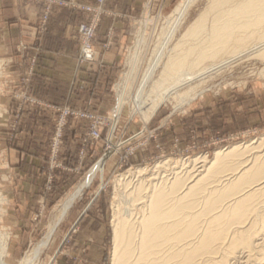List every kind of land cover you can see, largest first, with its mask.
I'll list each match as a JSON object with an SVG mask.
<instances>
[{"label":"rangeland","instance_id":"obj_1","mask_svg":"<svg viewBox=\"0 0 264 264\" xmlns=\"http://www.w3.org/2000/svg\"><path fill=\"white\" fill-rule=\"evenodd\" d=\"M182 1L146 0L144 10L135 11L133 15L127 17L128 22L122 32L124 43L118 61L119 67L110 85L113 86L111 93L114 97L113 106L98 109L71 107L75 111H89L112 118L113 122L103 126L100 140L92 146L99 145L101 153L91 160L85 157L83 162L79 157L78 170L84 164L82 171L75 180L64 185L54 194L56 171L69 169L61 158L62 150L58 159L62 162V166H52L51 148L56 121L51 137L46 141L49 151V171L45 177L42 193L39 190L37 192L31 190L33 189L31 185L35 183L34 180H29L30 173L23 174L16 169V151H22L28 142L27 139L20 140L17 133L22 123V113L25 110L30 111L29 104L33 103L31 101L33 97L27 92L15 93L9 87L12 82L7 75L9 69L6 67L5 55L2 51L15 52L17 48L16 45H13V48L8 45L9 48L6 49V44H1L3 39L0 29V238L7 242L5 259L9 264H21L26 252L43 239L49 224L55 220L58 204L90 176V171L98 163L103 162L102 170L96 173L83 194L75 200L59 222L36 264H60L64 259L77 257L78 254H75L77 251L71 250L74 244H79L85 249L84 247L96 243L103 248V264H111L114 247L115 192L138 182L135 179L133 181L131 176L127 179L128 172L141 166L151 170L157 161L168 158L183 162L198 155H205L207 160H211L218 149L255 142L264 135V112L254 108L260 105V109L264 111V58H262L264 56L260 54L245 55L241 59L232 61L227 67L192 83L190 86L195 87V91L201 92H198L189 103L177 107L179 98L175 97V91L170 92L154 115L146 120L142 111L152 104L156 96V92H153L152 96L145 99V106L141 110L136 109L135 95L149 67L155 62L160 51H166L164 61L167 59L170 49L181 39L187 27L208 3V0H185L189 3L188 9L186 14L180 17L175 12V8ZM103 9L105 12L101 17L96 36L103 19L112 14L105 6V2ZM91 18L90 15L89 20ZM110 46V41L103 45L104 49H109ZM136 53L138 57L136 64L133 65L132 55ZM212 61L216 62L219 59L206 62ZM162 68L160 65L155 72L147 88L149 93L155 85L163 82ZM131 70H134L133 73ZM118 84L121 85V91H125V99L120 114L117 115L115 110L119 96ZM188 87L183 86L178 92H184ZM8 99L16 101L13 112L6 107ZM38 104L44 107L41 102ZM210 109L212 110L209 111ZM202 111L204 114H201ZM58 114L59 112H56V117ZM229 115L231 119H228ZM70 119L77 118L70 117L68 123ZM182 121L186 122L185 130L177 133L176 124ZM87 127L89 128V124ZM254 144L250 147L251 150L245 152L246 158L256 152L253 151ZM106 153H109V156L105 160L103 156ZM153 173L155 172L151 171L147 178ZM186 174L189 178L193 173ZM129 180L131 181L126 183ZM36 184L40 188V181ZM125 205L122 203V207ZM262 210L264 212V208ZM244 259L241 257L240 260ZM262 260L264 261V258ZM250 263L254 264L248 262Z\"/></svg>","mask_w":264,"mask_h":264},{"label":"bare ground","instance_id":"obj_2","mask_svg":"<svg viewBox=\"0 0 264 264\" xmlns=\"http://www.w3.org/2000/svg\"><path fill=\"white\" fill-rule=\"evenodd\" d=\"M188 5L183 0L175 12L181 17ZM249 54L264 56V0H208L167 59L166 51H160L149 67L135 95L136 109L141 110L153 92L152 104L142 111L146 120L170 92L179 98L177 107L189 103L201 92L192 83ZM137 57L132 55L133 65ZM160 65L163 82L149 93ZM120 86L117 115L125 99ZM183 86L189 87L179 93ZM253 144L256 152L246 158ZM102 165H95L90 176L58 204L55 220L21 264H36L59 222ZM151 171L155 173L147 178ZM183 171L193 174L187 178ZM126 176L138 182L115 192L111 264H264V135L255 142L218 149L211 160L205 155L183 162L168 158L157 161L151 170L141 166ZM5 241L0 238V264H9Z\"/></svg>","mask_w":264,"mask_h":264},{"label":"crops","instance_id":"obj_3","mask_svg":"<svg viewBox=\"0 0 264 264\" xmlns=\"http://www.w3.org/2000/svg\"><path fill=\"white\" fill-rule=\"evenodd\" d=\"M73 1L78 4H98V0ZM46 5V0H0L1 44H6V49L9 48L8 45L12 48L16 45L17 48L15 52L2 51L9 69L7 75L12 82L9 87L15 93L27 92L37 101L57 107H112L114 97L111 94L113 86L110 85L118 71V61L122 54V32L128 22L127 17L135 11L144 10L146 0L105 1V6L112 14L101 22L94 42L99 60L89 63L79 61L78 28L81 23L89 20L91 14L77 7L53 5L48 23L43 29L42 15ZM108 41L111 46L104 49L103 45ZM29 105L31 109L22 113V123L17 133L20 140L27 139L28 142L22 151H16V169L23 174L30 173L29 180H34L35 183L31 185V190L42 193L49 171L46 141L51 137L56 112L45 105L38 106V103ZM6 107L13 112L16 101L8 99ZM254 108L264 112L260 105ZM229 117L231 119L230 115ZM177 124V133H182L186 122ZM87 125L84 120L70 119L66 127L61 158L69 169L56 171L53 194L75 180L84 167L83 164L78 170L79 152ZM87 153V160H91L101 153V148L96 145L89 148ZM37 181H40V188ZM83 214L84 212L80 218ZM82 248L79 244H74L71 250L77 251V257L64 259L60 264H103V248L100 244Z\"/></svg>","mask_w":264,"mask_h":264},{"label":"built area","instance_id":"obj_4","mask_svg":"<svg viewBox=\"0 0 264 264\" xmlns=\"http://www.w3.org/2000/svg\"><path fill=\"white\" fill-rule=\"evenodd\" d=\"M105 0H98L97 5L78 4L73 0H47L46 9L42 15L41 28H45L50 17L53 5L77 7L91 14L92 18L88 22H83L78 28L80 41L79 61L81 63L97 61V52L94 46L96 31L99 26L101 17L105 12L103 4ZM26 98V96H24ZM27 99V98H26ZM33 103H39L36 99H31ZM49 108L59 112L56 117V128L52 137L51 160L53 167H61L62 162H59V155L62 150L64 140V130L70 117L84 119L88 122L89 128L81 143L79 152L80 161L86 157L87 150L94 146L101 138L102 128L104 125L112 123L110 116H102L89 111H75L70 106L57 107L48 103H41Z\"/></svg>","mask_w":264,"mask_h":264},{"label":"water","instance_id":"obj_5","mask_svg":"<svg viewBox=\"0 0 264 264\" xmlns=\"http://www.w3.org/2000/svg\"><path fill=\"white\" fill-rule=\"evenodd\" d=\"M108 156H109V153H106L104 156H103V158H105V160L108 158Z\"/></svg>","mask_w":264,"mask_h":264}]
</instances>
